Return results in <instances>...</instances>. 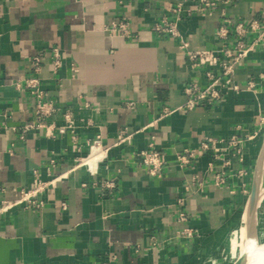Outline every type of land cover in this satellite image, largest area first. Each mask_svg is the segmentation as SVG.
<instances>
[{
	"label": "crops",
	"instance_id": "obj_1",
	"mask_svg": "<svg viewBox=\"0 0 264 264\" xmlns=\"http://www.w3.org/2000/svg\"><path fill=\"white\" fill-rule=\"evenodd\" d=\"M208 1L0 0V204L44 185L40 207L0 214V264L219 263L264 138V0ZM30 76L45 127H25Z\"/></svg>",
	"mask_w": 264,
	"mask_h": 264
},
{
	"label": "built area",
	"instance_id": "obj_2",
	"mask_svg": "<svg viewBox=\"0 0 264 264\" xmlns=\"http://www.w3.org/2000/svg\"><path fill=\"white\" fill-rule=\"evenodd\" d=\"M202 4L205 6H212L213 2L208 0H200ZM237 28L243 29L242 25L239 23L237 24ZM110 29L119 35L127 36L129 33V29L127 26V23L124 21H116L111 23ZM152 29L156 32H164V31H170L171 33H174V26L172 23L163 20L160 23H155L152 27ZM55 55H57L55 51ZM242 56V53H238L233 60V63L230 64H224L226 73L229 71V69L232 67V65L236 62V60ZM191 58H198V63H209L212 64L215 62L216 58L215 56L208 51H201L196 54L191 55ZM39 56L33 57V63H34V70L37 71L38 69V62H39ZM59 64V60L57 57H55L54 65L57 66ZM215 80L209 84L208 87L205 89H200L196 85L192 84L185 88V95L186 100L184 103V106L188 109H191L196 106V104L199 101H203L207 99L208 97L216 96V91L214 89L215 87ZM24 86L29 89L32 93L35 94L37 97V103L34 107V117L35 121L31 125H26L25 127H45V119L48 115L51 114L53 111L52 104L48 101H43L41 99L42 97V91L39 86V81L37 77L30 76L24 80ZM64 128L60 127L59 131H63ZM206 147V145H205ZM142 160L144 163L150 165L151 172L158 171L161 167L162 161L159 157V154L155 151H146L141 153ZM219 181L222 180L221 177H218ZM43 184L36 185L33 189L30 190H22L20 191L19 198L14 201H4L0 204V214L6 213L11 207L17 204H24L25 208L29 207H35L38 208L41 206V202L37 201L35 199V194L43 187ZM179 219L181 221H184L186 219V216L183 213L179 214ZM184 234L190 235V232L188 230L183 231Z\"/></svg>",
	"mask_w": 264,
	"mask_h": 264
},
{
	"label": "bare ground",
	"instance_id": "obj_3",
	"mask_svg": "<svg viewBox=\"0 0 264 264\" xmlns=\"http://www.w3.org/2000/svg\"><path fill=\"white\" fill-rule=\"evenodd\" d=\"M263 181L264 163L261 173V184ZM253 227L254 230L256 228L259 234L258 239H256L255 237H245V222L243 218L237 225H235L231 229L228 237V243L230 248L229 254H231L229 264L235 262L241 254H244L245 256V264H264V243L261 239L264 234V191L261 192L257 201ZM225 242H227V240H225ZM212 264H216L215 261H213Z\"/></svg>",
	"mask_w": 264,
	"mask_h": 264
},
{
	"label": "water",
	"instance_id": "obj_4",
	"mask_svg": "<svg viewBox=\"0 0 264 264\" xmlns=\"http://www.w3.org/2000/svg\"><path fill=\"white\" fill-rule=\"evenodd\" d=\"M263 163H264V138L262 140L260 150L255 160L250 191L247 198L244 216H243L245 222V237H249V238L253 237L252 234L254 229L253 227L254 215H255V210L259 195L262 192L261 173L263 169ZM232 264H245L244 254H241L238 257V259Z\"/></svg>",
	"mask_w": 264,
	"mask_h": 264
},
{
	"label": "rangeland",
	"instance_id": "obj_5",
	"mask_svg": "<svg viewBox=\"0 0 264 264\" xmlns=\"http://www.w3.org/2000/svg\"><path fill=\"white\" fill-rule=\"evenodd\" d=\"M262 192L264 191V181L262 182ZM253 237H255L256 239H258V232H257V230H256V228H255V230L253 229ZM262 240H263V243H264V234H263V236H262V238H261ZM230 248H229V243L227 244V247H225V249H224V252H223V256H221V258L219 259V260H217L219 263L218 264H229V261H230V256H231V254H229L230 253ZM226 253V254H225ZM228 254V255H227ZM221 260V261H220ZM209 264H211V263H209Z\"/></svg>",
	"mask_w": 264,
	"mask_h": 264
}]
</instances>
